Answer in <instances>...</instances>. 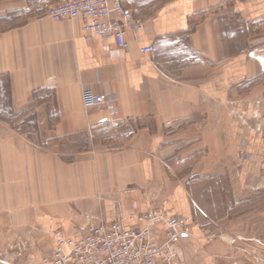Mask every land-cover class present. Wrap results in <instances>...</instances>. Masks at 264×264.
Instances as JSON below:
<instances>
[{
	"label": "crops",
	"instance_id": "crops-1",
	"mask_svg": "<svg viewBox=\"0 0 264 264\" xmlns=\"http://www.w3.org/2000/svg\"><path fill=\"white\" fill-rule=\"evenodd\" d=\"M56 1L0 0V89L19 119L0 117V264H45L53 230L140 228L135 217L151 208L250 217L264 123L233 116L253 119L259 106L245 90L264 68V45L247 46V24L264 17V0H121L143 24L126 49L86 40L81 18L48 17ZM86 89L100 102L85 106ZM231 148L243 151L234 166ZM151 229L164 238L161 222ZM199 232L174 242L179 264H216Z\"/></svg>",
	"mask_w": 264,
	"mask_h": 264
},
{
	"label": "built area",
	"instance_id": "built-area-1",
	"mask_svg": "<svg viewBox=\"0 0 264 264\" xmlns=\"http://www.w3.org/2000/svg\"><path fill=\"white\" fill-rule=\"evenodd\" d=\"M46 15L58 22L81 18L84 38L92 36L112 39L126 49L128 32H138L142 21L121 0H57L46 9ZM152 46H143L141 53H149ZM83 103L92 106L100 97L91 90L83 91ZM143 227H125L120 222L89 224L79 237L66 236L60 229L52 231L54 246L50 256H43L45 264H179L174 242L192 234L193 223L188 217L169 216L151 208L135 217ZM161 222L165 239H159L151 226Z\"/></svg>",
	"mask_w": 264,
	"mask_h": 264
},
{
	"label": "rangeland",
	"instance_id": "rangeland-1",
	"mask_svg": "<svg viewBox=\"0 0 264 264\" xmlns=\"http://www.w3.org/2000/svg\"><path fill=\"white\" fill-rule=\"evenodd\" d=\"M248 39L247 46L260 43L264 45V17L252 21L247 24ZM249 55V54H248ZM246 99L255 98L259 103V106L255 108V115L250 116L251 119L245 118L241 115L233 116L235 122H249V123H264V68L254 78L250 79L246 84ZM251 100V99H250ZM0 117L8 121L19 122L18 117L9 110L11 105L9 103L8 96L5 89H0ZM236 117V118H235ZM21 122V121H20ZM262 138H264V124L261 125ZM40 150V148H38ZM262 159H264V151H262ZM231 165L237 164L239 160L243 159V151L237 150V148H231V154L229 155ZM264 170V166L262 168ZM219 192L217 199L221 201V189L215 187ZM247 198V197H246ZM254 199L253 203L249 205V215L246 219H242L241 215L237 214V211L231 212L232 217L222 219L211 218L210 215L205 212L201 207H197L199 214L198 218L190 220L193 223L194 228H199L200 239L203 240L201 245L202 249L219 252V255L215 259L216 264H253L252 255L249 258L237 257V252H248L255 250L261 252L264 257V183L262 182L258 191L254 195H251ZM163 211V210H160ZM165 212V211H163ZM166 213V212H165ZM187 217V216H184ZM189 218V217H188ZM192 227V228H193ZM193 229V235H195ZM165 234L164 238L165 239ZM162 239V240H163ZM175 248L177 249L175 243ZM228 253V254H227ZM227 254V255H226ZM231 254H233L231 257ZM262 264H264V259Z\"/></svg>",
	"mask_w": 264,
	"mask_h": 264
}]
</instances>
